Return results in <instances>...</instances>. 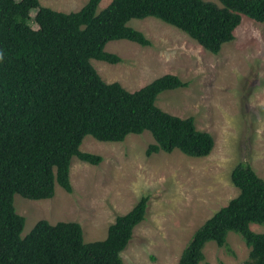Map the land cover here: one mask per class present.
<instances>
[{"label": "trees", "instance_id": "1", "mask_svg": "<svg viewBox=\"0 0 264 264\" xmlns=\"http://www.w3.org/2000/svg\"><path fill=\"white\" fill-rule=\"evenodd\" d=\"M102 1L64 12L40 0H0V264H126L122 252L146 219L148 195L119 215L101 240L85 241L78 221L41 219L23 234L27 218L15 196L52 198L57 185L72 192L74 157L93 165L104 160L81 149L87 136L122 142L149 131L155 139L149 155L179 149L199 158L214 149V135L199 129L195 117L158 104L162 92L189 82L168 73L131 91L105 81L94 66L93 59L122 61L106 50L113 40L153 44L129 25L132 19H161L215 54L235 39L244 16L264 23V0H113L100 10ZM231 177L240 194L195 231L179 264H200L211 241L233 253L230 232L251 249L241 264H264V232L252 229L264 224V178L249 160L239 162Z\"/></svg>", "mask_w": 264, "mask_h": 264}, {"label": "rangeland", "instance_id": "2", "mask_svg": "<svg viewBox=\"0 0 264 264\" xmlns=\"http://www.w3.org/2000/svg\"><path fill=\"white\" fill-rule=\"evenodd\" d=\"M88 1L40 0L41 6L64 12L77 11ZM112 1L103 0L99 9ZM129 25L153 44L113 40L106 50L122 61L93 59L94 66L105 81H119L131 91L168 73L189 82L162 92L158 104L172 114L195 117L199 129L214 135V149L199 158L179 149L149 155L155 142L149 131L122 142L87 136L81 149L104 160L93 165L74 157L72 192L57 185L52 198L32 200L17 194L15 204L27 218L25 235L41 219L54 224L78 221L85 241H95L104 239L116 218L148 195L146 219L135 228L123 259L126 264H179L195 231L240 194L231 177L234 167L249 160L264 178V23L244 16L235 39L217 54L156 17L132 19ZM252 229L264 232V224H252ZM228 242L233 253L208 242L200 264H241L249 258L251 249L239 234L230 232Z\"/></svg>", "mask_w": 264, "mask_h": 264}]
</instances>
